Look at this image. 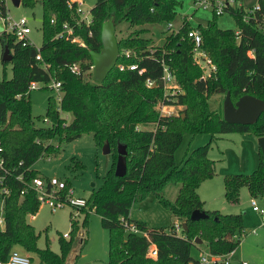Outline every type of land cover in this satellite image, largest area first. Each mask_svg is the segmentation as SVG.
<instances>
[{
	"label": "trees",
	"instance_id": "16d2710c",
	"mask_svg": "<svg viewBox=\"0 0 264 264\" xmlns=\"http://www.w3.org/2000/svg\"><path fill=\"white\" fill-rule=\"evenodd\" d=\"M40 2L43 9V42L39 48L42 59L35 58L37 50L33 46L15 44L12 37L5 43L12 54V77L0 79V141L8 167L13 174L22 173L24 182L11 176L5 182L8 192L2 193L0 187L4 214L0 260H6L15 246H20L35 253L40 264H65L78 226L70 214L73 236L69 240L63 235L59 237V252L52 251L49 242L46 247L39 248L38 235L27 217L36 214L40 204L35 191L26 183L40 176L32 169L40 157L59 151V145L48 140L70 142L83 134H91L99 147L108 143L116 159L117 145L123 144L126 149V174L115 176L112 165L86 203L87 209L98 213L102 226L108 229L107 264H198L191 254L199 239L197 236L206 243L211 254L224 255L234 250L243 233L240 214L205 210L208 218L190 219L194 209L203 210L197 187L214 174V161L207 157V145L195 148L181 165L175 163L174 152L185 132L213 135L238 131L264 136V112L251 124L228 123L222 111L212 109L209 102L213 94L225 95L226 92H230L232 102L244 94L264 101V0H259L261 9L248 22L242 20V7H230L229 13L240 30L239 38L233 29L219 28L215 20L218 15L211 12L213 16L206 23H186L178 33L165 34L163 45L155 50L149 49L150 39L142 35L147 29L142 26L172 22L179 15L182 0H96L90 10L89 24L78 22L76 5L70 8L68 0ZM110 18L115 28L120 22L139 28L117 40L116 64L102 83H96L92 72L87 79L84 73L92 64L90 52L101 50V26ZM64 23L73 28L71 36L78 37L83 44L72 42V37L66 34L56 37L62 32ZM190 28L199 31L201 49L215 65L209 77L203 78L201 68L194 62V43L187 37ZM126 50L131 52L129 57L124 54ZM162 59L182 89L177 99L185 105L183 119L163 117L155 110L159 100H168L162 96ZM72 63H79L80 74L70 70ZM134 63L144 69L142 74L127 67ZM120 64L125 66L123 70L119 69ZM147 79L155 81L156 85L147 86ZM51 81L61 83L59 105L49 98L46 118L51 125L37 127L31 114L30 83ZM59 111L72 115L69 123L60 117ZM147 123L156 126L154 129L139 127ZM168 182L180 185L173 202L160 196ZM65 183L69 188L70 182L66 180ZM243 185L252 195L262 191L264 156L261 151L258 167L252 174L225 178V198L237 202ZM23 188L28 189L20 197ZM66 192L63 191L62 196ZM150 193L181 220L179 223H186L181 234L172 232L174 225L168 230L151 228L129 217L132 203L141 202ZM123 220L135 223L146 235L127 231ZM150 243L156 246L155 258L148 256Z\"/></svg>",
	"mask_w": 264,
	"mask_h": 264
},
{
	"label": "rangeland",
	"instance_id": "374dc122",
	"mask_svg": "<svg viewBox=\"0 0 264 264\" xmlns=\"http://www.w3.org/2000/svg\"><path fill=\"white\" fill-rule=\"evenodd\" d=\"M254 1L243 0L244 7L250 6ZM81 2L83 14L89 18L91 16L90 10L95 5L96 0H81ZM8 7L15 18L25 16L29 20L30 41L35 47H41L43 42V9L40 0H34L33 4L21 1L18 6L9 1ZM185 14H192L191 25H196L199 22L206 23L213 16L209 11L196 10L193 0H182L179 15L172 22L178 25L181 17ZM215 20L221 29L237 30L233 16L228 12L218 15ZM142 27L147 29L142 35L150 39L149 49L153 50L161 47L164 43L165 34L173 33L174 29L168 30L166 24H146ZM137 28L139 27L129 26L127 22L118 23L116 25L117 40L129 35ZM2 50L0 43V79L4 77L9 79L12 77V63L2 61ZM163 51L167 50L163 49ZM201 70L202 76L209 77V66L202 64ZM88 73H84L85 79H87ZM181 93L180 85L177 88L163 86L162 96L169 99L168 105L173 110V114L169 118L183 119L186 116L185 105L177 99V95ZM61 95L62 92L52 88L50 83L39 82L35 89L30 90L31 114L37 127L48 126L43 120L44 117H47L48 99L54 100L55 105L58 106ZM224 97V94L216 93L209 99L211 108L221 110L222 114ZM162 100L163 98L155 105L158 114ZM59 115L65 119L66 123L72 119V115L67 112L59 111ZM155 126V123H147L139 127L154 129ZM47 142L58 144L59 151L50 156L40 157L32 165V169L42 177H57L63 181L68 180L70 182L69 188L72 189L75 197L89 198L92 190L101 185L107 170L112 165L115 167L116 157H113V152L103 153L102 147L95 144L91 134H83L70 142H59L57 139H50ZM205 145H207V157L214 161V174L204 179L196 189L199 198L203 201V210H216L221 214H240L242 216L243 233L240 235L239 245L230 256V264H264V214L259 212V210L264 211V187L261 192L252 195L248 188L243 185L239 189L237 202H230L225 198V178L238 174L250 175L258 167L260 160L258 137L252 132L238 131L213 135L206 132L195 134L185 132L180 145L174 152L175 163L181 165L183 159L195 148ZM179 186V184L168 182L163 188L161 198L173 202L178 194ZM253 200L258 210L253 209ZM89 209L87 207L77 209L71 206H63L51 211L46 204H40L35 217H27V222L33 226L38 235V247L44 248L49 242L50 248L59 252V237L68 233L69 237L65 239L69 240L70 236H73L70 227V214H72L78 230L66 262L68 264H107L108 229L102 226L100 215ZM3 215L0 198V219H3ZM129 217L132 220L146 223L148 227H161L166 230L175 223L181 222L159 202L153 193L147 195L141 202L132 203ZM80 232H84L83 236L79 235ZM178 233L181 234V231L178 230ZM197 237L201 239L199 236ZM195 243L191 254L198 260V264H201L199 263L200 258L202 256L209 257L210 252L205 242ZM14 249L28 255L31 261L36 256L35 253L27 252L20 246H15ZM70 257L71 260H69Z\"/></svg>",
	"mask_w": 264,
	"mask_h": 264
},
{
	"label": "built area",
	"instance_id": "2783aa9c",
	"mask_svg": "<svg viewBox=\"0 0 264 264\" xmlns=\"http://www.w3.org/2000/svg\"><path fill=\"white\" fill-rule=\"evenodd\" d=\"M12 0H0V43L2 49L7 46L5 43L9 37L13 38V42L15 44H20L21 46H33L35 47L29 38L31 33V27L29 25V20L25 16H21L15 18L8 7V2ZM13 3V2H12ZM76 5V12L79 14L78 22H85L89 24L91 22V16L87 18L85 14H83L82 10V2L81 0H68V6L70 8L73 5ZM193 5L195 9H201L203 11L214 12L216 15H222L224 12L229 13V9L232 6H239L243 9L242 20L244 22H248L252 17H254L255 12L261 9V4L259 0H255L250 6L244 7L243 0H193ZM192 14H185L181 17L179 24L175 25L174 22L167 23L166 27L168 30H172L173 33H178L182 26L186 23H190ZM53 23V19L51 20ZM63 34H66L67 37H72V42H80L78 37L71 36L73 34V28L68 24H63V30L56 37H60ZM235 35L239 38L240 30H235ZM187 37L190 38L194 43V54L193 59L196 64H198L202 68V64L204 66H209V71L212 72L215 70V65L211 61L210 57L207 55L205 51L201 49V35L196 28H190L187 32ZM40 48V47H39ZM39 48L35 47L37 50V54L35 58L37 60H41V54ZM10 50V48H9ZM3 51V50H2ZM11 53V50H10ZM125 56L129 57L131 52L130 50L124 51ZM119 56V55H118ZM162 75L161 81L164 87H174L177 88L179 85L175 79L173 72L171 71L170 67L167 63L162 59ZM70 70L75 74H80L81 69L79 63H72L70 66ZM130 70H137L138 74H142L144 69L138 68L137 64H130L127 66ZM125 66L123 64L119 65V69L123 70ZM93 65L89 66V70L87 72H92ZM205 78V76H202ZM51 87L60 91L61 83L59 81H51ZM147 86H155L156 82L150 79L146 80ZM38 86L37 82L30 83L29 89H35ZM180 92V91H179ZM167 98V97H166ZM168 99V98H167ZM168 101H162L159 105L160 107V115L163 117H171L173 114V110L169 107ZM48 126L51 125V121L48 118L43 119ZM11 176L15 177L17 180L24 182L23 174H13V170L8 167L6 159L4 157V148L2 142L0 141V187L1 192L7 193L8 188L5 185V182ZM26 184L29 185V188L33 189L36 193V197L39 201V204H46L49 206L51 211H55L63 206H71L73 208L81 209L86 207L87 199L84 197H75L73 196V192L71 188H67L65 181L57 178V177H47V179H43L40 176L33 177L30 182ZM28 188H23L20 191V197H22ZM67 191L64 196H62V192ZM253 209L258 210L255 201H252ZM261 214H264L263 210H259ZM125 220V219H124ZM123 220V225L127 231L134 232V233H142L146 235L145 232H141L135 223H128L127 221ZM0 228H4V218L0 219ZM178 230H182V223H175L174 229L172 230L173 233L179 235ZM63 237L68 238L69 234L64 233ZM233 250L228 252L225 255H214L209 253V257L202 256L199 260V263L203 264H230V256ZM148 256L155 258L157 256V249L154 243H150L148 247ZM224 257V258H223ZM0 264H31V259L28 255L21 253L13 249L10 254L8 255L6 260H0ZM192 264V263H191Z\"/></svg>",
	"mask_w": 264,
	"mask_h": 264
},
{
	"label": "water",
	"instance_id": "95a60500",
	"mask_svg": "<svg viewBox=\"0 0 264 264\" xmlns=\"http://www.w3.org/2000/svg\"><path fill=\"white\" fill-rule=\"evenodd\" d=\"M15 6H18L20 0H12ZM101 50L99 52L91 51L92 60V79L96 83H102L107 74L115 66L119 55L118 41L116 38V28L113 18L102 23L100 31ZM3 61H11L12 54L7 46L4 47L1 55ZM264 112V101L250 94L240 96L237 101L232 102L230 92H226L223 100V119L228 123L251 124L255 122L260 114ZM258 146L264 156V136L258 137ZM103 153H110V146L105 143L102 146ZM126 154L125 145H117V159L114 174L117 177H123L126 174L127 167L124 161ZM208 218L205 210L194 209L190 214V219L197 221ZM186 228V223H182V229ZM195 242L201 243L197 239Z\"/></svg>",
	"mask_w": 264,
	"mask_h": 264
},
{
	"label": "crops",
	"instance_id": "0c3cea01",
	"mask_svg": "<svg viewBox=\"0 0 264 264\" xmlns=\"http://www.w3.org/2000/svg\"><path fill=\"white\" fill-rule=\"evenodd\" d=\"M260 149V148H259ZM30 217L31 218H34L35 217V214L34 215H30ZM83 234H84V232H80V236H83ZM40 248V247H39ZM52 250V249H51ZM53 251V250H52ZM55 252V251H54ZM56 253H58V252H56ZM71 253V252H70ZM69 253V254H70ZM69 254H68V256H67V258H66V261H67V259H68V257H69ZM36 257V258H35ZM69 260H71V257H70V259ZM65 261V264H68L67 262ZM31 264H40L39 263V259H38V257H37V255L36 256H34V258H33V260L31 261Z\"/></svg>",
	"mask_w": 264,
	"mask_h": 264
}]
</instances>
